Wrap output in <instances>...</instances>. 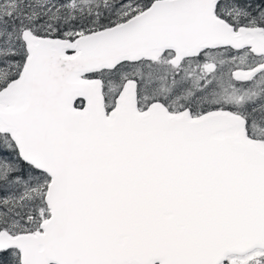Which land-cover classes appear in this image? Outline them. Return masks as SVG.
<instances>
[{
	"label": "snow or ice",
	"instance_id": "1",
	"mask_svg": "<svg viewBox=\"0 0 264 264\" xmlns=\"http://www.w3.org/2000/svg\"><path fill=\"white\" fill-rule=\"evenodd\" d=\"M0 264H264V0H0Z\"/></svg>",
	"mask_w": 264,
	"mask_h": 264
}]
</instances>
